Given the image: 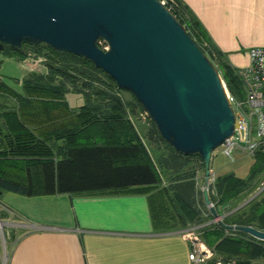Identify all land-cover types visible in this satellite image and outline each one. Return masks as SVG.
Segmentation results:
<instances>
[{
    "label": "trees",
    "instance_id": "obj_1",
    "mask_svg": "<svg viewBox=\"0 0 264 264\" xmlns=\"http://www.w3.org/2000/svg\"><path fill=\"white\" fill-rule=\"evenodd\" d=\"M165 1L213 63L228 93L243 101L240 80L206 41L188 8L179 0H172L174 5ZM98 46L104 49L105 44L99 41ZM1 52L18 62L40 60L45 71L30 72L18 91L0 77V196L5 192L25 197L146 195L156 232L183 230L213 218L196 179L199 170L204 173L202 159L175 151L147 116L151 126L146 137L156 147L150 149L133 122L136 109L144 113L143 108L130 92V100L122 97L126 90L118 88L105 72L80 56L42 44L23 43L19 50L4 46ZM68 94L79 96L82 105L70 107ZM252 158L246 179L228 173L215 177L208 186L216 213L237 208L242 196L254 191L256 180L264 175V145ZM221 223L264 231V195ZM206 235L219 241L216 248L224 256L219 264L264 259V241L243 232L215 224L203 229V239Z\"/></svg>",
    "mask_w": 264,
    "mask_h": 264
},
{
    "label": "water",
    "instance_id": "obj_2",
    "mask_svg": "<svg viewBox=\"0 0 264 264\" xmlns=\"http://www.w3.org/2000/svg\"><path fill=\"white\" fill-rule=\"evenodd\" d=\"M23 43L80 56L130 92L166 143L202 159V198L210 205L212 152L239 130V123L217 69L165 4L0 0V51L4 46L19 50ZM209 211L217 218L213 207ZM218 224L264 241V231L254 227Z\"/></svg>",
    "mask_w": 264,
    "mask_h": 264
},
{
    "label": "crops",
    "instance_id": "obj_3",
    "mask_svg": "<svg viewBox=\"0 0 264 264\" xmlns=\"http://www.w3.org/2000/svg\"><path fill=\"white\" fill-rule=\"evenodd\" d=\"M179 1L232 71L249 66L250 49L264 47V0ZM26 61L19 63L26 67ZM249 201L229 212L222 208L217 217L222 221ZM0 217L3 222L24 227L18 238L11 237L13 246L6 264H193L188 255L198 244L212 253L207 264H219L224 258L216 248L219 241L214 247L203 241L202 231L205 225H215L214 216L213 222L206 221L209 224L156 232L146 195L25 197L5 192L0 196ZM259 260L264 259L246 264H259Z\"/></svg>",
    "mask_w": 264,
    "mask_h": 264
},
{
    "label": "rangeland",
    "instance_id": "obj_4",
    "mask_svg": "<svg viewBox=\"0 0 264 264\" xmlns=\"http://www.w3.org/2000/svg\"><path fill=\"white\" fill-rule=\"evenodd\" d=\"M105 48V47H104ZM37 63V64H36ZM34 63L32 60H27L25 64L26 67L22 66L21 63L16 61L13 58H7L3 55V53L0 51V77L2 80L12 87L15 90L20 89V83L23 79L26 78L27 75H29V68H33V72L42 73L44 72V66L38 60V62ZM122 97L126 98L127 100L131 99V95L129 92L123 91L121 93ZM67 100L74 104V106H80L83 103V100L76 95H67ZM8 105H12L11 102H8ZM133 122L135 125V128L137 129L139 135L142 137L143 141L148 145V147H152V149H155V145H152L148 139H147V133L150 129V121L149 118H147V115L144 113H141L138 109H136V115L133 118ZM215 158L211 157V164H210V183L209 186L212 184L215 177H218L219 174H226V173H233L239 178L246 179L248 177L249 168L253 162V158L247 156L245 153H241L240 151L236 150L235 152L238 154L232 153L231 156L233 160L231 161L227 156H225L222 152V149L219 147L214 150ZM220 154V155H218ZM198 186L199 189L203 186L204 181V173L199 170L198 174ZM256 187L254 191L251 192V194H245L240 199L241 203H244L245 201H252L255 198L261 197L264 195V175L258 177L256 180ZM248 195V196H247ZM253 196V197H252ZM255 196V197H254ZM253 198V199H252ZM249 201V202H250ZM248 202V203H249ZM0 222H3L0 220ZM213 222V220L208 221ZM207 222V223H208ZM206 223V224H207ZM208 223V224H209ZM217 224V223H212ZM210 226V225H208ZM205 225V227H208ZM24 230V227L15 225V222H6V224L1 226L0 229V264H6L9 253L11 251V248L13 246V239L11 237L13 235H17L16 238L19 237V234ZM18 233V234H17ZM15 237V236H14ZM203 240V239H202ZM204 242L207 243L210 247H214L215 245V238H209V235H206ZM222 260L219 259V263H221ZM257 263L264 264V260H259ZM228 264H234L233 262H230Z\"/></svg>",
    "mask_w": 264,
    "mask_h": 264
},
{
    "label": "built area",
    "instance_id": "obj_5",
    "mask_svg": "<svg viewBox=\"0 0 264 264\" xmlns=\"http://www.w3.org/2000/svg\"><path fill=\"white\" fill-rule=\"evenodd\" d=\"M161 2L166 3L165 0ZM170 2L173 4L172 0ZM248 55L249 66L235 71L245 93L244 100L238 101L233 98L224 86L235 119L239 123V130H235L233 136L219 146L222 149L221 153L231 161V154L236 150L253 157L255 152L264 145V47L252 48ZM210 179L208 177V186ZM205 207L210 213L209 209L214 208V205L210 201V205ZM219 221H221L220 218H215V223L218 224ZM191 240L196 243L195 238ZM211 257V251L201 244L195 246L188 255V259L193 264H207Z\"/></svg>",
    "mask_w": 264,
    "mask_h": 264
}]
</instances>
